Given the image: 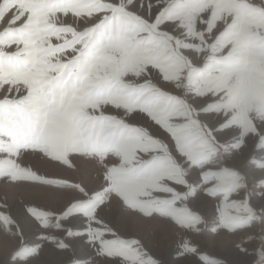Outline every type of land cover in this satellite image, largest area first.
<instances>
[{
  "label": "rangeland",
  "instance_id": "rangeland-1",
  "mask_svg": "<svg viewBox=\"0 0 264 264\" xmlns=\"http://www.w3.org/2000/svg\"><path fill=\"white\" fill-rule=\"evenodd\" d=\"M8 183L6 264H264V1L0 0Z\"/></svg>",
  "mask_w": 264,
  "mask_h": 264
},
{
  "label": "bare ground",
  "instance_id": "bare-ground-1",
  "mask_svg": "<svg viewBox=\"0 0 264 264\" xmlns=\"http://www.w3.org/2000/svg\"><path fill=\"white\" fill-rule=\"evenodd\" d=\"M262 1V0H261ZM264 1V0H263ZM101 15V14H100ZM169 46V45H168ZM231 47H229V48H225V49H230ZM224 51V50H223ZM187 52V51H186ZM225 52V51H224ZM189 53H190V51H189ZM188 53V54H189ZM191 54H193V52H191ZM168 55H169V57H170V59H173V55H174V51L173 50H170V48H169V50H168V53H167V57H168ZM205 56H206V51H202L201 52V54H200V56L196 59V64L197 65H203L204 64V62H205ZM168 59V58H167ZM169 60V59H168ZM174 61V60H173ZM172 61V62H173ZM195 62V61H194ZM169 65V64H168ZM167 65V66H168ZM164 66V65H163ZM162 66V67H163ZM169 68V67H168ZM170 68H171V66H170ZM173 68V67H172ZM172 70V69H171ZM173 71H174V69H173ZM242 72V71H241ZM158 73V72H157ZM177 73V72H176ZM156 76V75H155ZM154 76V77H155ZM176 76V75H175ZM158 77V76H157ZM164 78V77H163ZM155 79V78H154ZM169 79V78H168ZM176 79V78H175ZM177 79H178V83L177 84H174V83H172V84H168V83H166V80L164 81V82H161V84L163 85V86H167L171 91H173V92H175V93H177V95H176V99L178 100V102H179V105H178V107H180V109H179V115H178V117H180V116H182L183 118H190L191 119V113H190V108H189V106H188V104H187V102H186V100H185V98H184V91H185V89H187L188 91H189V93H190V96L192 97L191 99H193V101L195 102L194 104H196L198 107H206L207 106V103H206V99H204V98H200V97H198L197 96V94H196V90H197V87L200 85V81H199V79H196V81L194 80V78H192V79H190V77H188V67L187 68H184L183 69V71L182 70H180L179 71V73L177 74ZM163 81V80H162ZM177 81V80H176ZM194 81V82H193ZM241 81V80H240ZM158 82V81H157ZM239 85H240V83H239ZM240 87H243V86H240ZM245 89V88H244ZM221 93V92H220ZM243 94V93H242ZM247 96V95H246ZM174 97V96H173ZM168 99V98H167ZM175 100V99H174ZM176 102V101H175ZM243 102V101H242ZM244 103V102H243ZM239 109H241V107L239 108ZM238 109V110H239ZM255 110V109H254ZM236 112V111H235ZM214 113V112H213ZM224 113V112H223ZM255 114V113H254ZM203 116L206 118V119H208V120H211V117H212V113H209V114H203ZM255 116V115H254ZM232 130V129H231ZM231 132V131H230ZM229 136V135H228ZM249 136V135H248ZM220 137L221 138H223L221 135H220ZM13 158H15V159H19V157L18 156H16V155H13L12 156ZM95 162H93V163H88L89 164V166L90 167H92V166H94L95 164H94ZM41 165V164H40ZM43 165H44V163H43ZM52 165H53V163H52ZM46 166V165H45ZM48 166V165H47ZM49 166H51V165H49ZM56 166V165H55ZM58 167V166H57ZM63 168V167H62ZM49 169H51V170H54V173H55V170L57 169H54V168H49ZM56 171H58V172H61V173H64V175H67V174H70L69 173V171H67V170H56ZM72 172V171H71ZM73 173V172H72ZM58 174V173H57ZM253 174V173H252ZM74 175V174H73ZM86 178H87V180L88 181H90L91 179L89 178V175H87L86 176ZM94 178V177H93ZM96 178V177H95ZM85 179V178H84ZM95 179H93L92 181H93V183L95 182L94 181ZM88 181H87V183H88ZM97 183V182H96ZM90 184H92V183H90ZM27 186H29V184H27ZM27 186H25L24 185V183H8V184H0V191L6 196H11V195H13L14 194V192L15 191H17V190H22V191H24V193L25 192H28L29 191V187H27ZM43 186H41V188H42ZM40 188V187H39ZM47 189V188H46ZM42 190H43V188H42ZM53 191V190H52ZM57 192H58V190H56ZM46 192V191H45ZM45 192L43 191V193L45 194ZM48 192V191H47ZM54 192V191H53ZM48 193H51V192H48ZM48 193H46V194H48ZM45 194V195H46ZM56 194V193H55ZM26 195V194H25ZM49 195V194H48ZM61 195V194H60ZM40 198V197H39ZM52 198V197H51ZM47 201V200H46ZM136 219V218H135ZM136 222V221H135ZM140 222V221H139ZM157 223V222H156ZM133 224V223H132ZM139 224V223H138ZM152 225V224H151ZM216 226L214 227V234L210 237L211 239V241L213 240H215L216 238H220V241L222 242V243H227L228 241H229V238L228 239H225V237H224V239H223V237H222V233H224V231H226V227H224V226H222L220 223L219 224H215ZM134 226V225H133ZM263 227V226H262ZM258 232V231H257ZM253 233V232H252ZM262 235V234H261ZM1 236V235H0ZM197 238H200L199 236H196ZM238 237V236H237ZM217 240V239H216ZM212 241V242H213ZM3 244H5L4 242H3ZM210 244V243H209ZM1 245V244H0ZM1 247H2V245H1ZM6 247H7V245L5 246V247H2V249L4 248V249H6ZM207 253V252H206ZM205 254V253H204ZM208 254V253H207ZM213 254V253H212ZM216 254L218 255V256H221L222 257V255H221V253L219 252H216ZM214 256H216V255H214ZM262 262H264V256L262 257ZM0 264H6V261L4 260V259H2V258H0Z\"/></svg>",
  "mask_w": 264,
  "mask_h": 264
}]
</instances>
